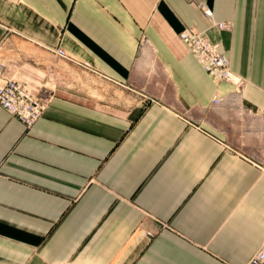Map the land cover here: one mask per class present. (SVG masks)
Returning <instances> with one entry per match:
<instances>
[{
    "label": "crops",
    "instance_id": "obj_1",
    "mask_svg": "<svg viewBox=\"0 0 264 264\" xmlns=\"http://www.w3.org/2000/svg\"><path fill=\"white\" fill-rule=\"evenodd\" d=\"M189 27L241 84L208 73ZM0 61L47 101L30 129L0 107V264H249L260 250L264 167L247 150L264 152V0H0Z\"/></svg>",
    "mask_w": 264,
    "mask_h": 264
},
{
    "label": "built area",
    "instance_id": "obj_2",
    "mask_svg": "<svg viewBox=\"0 0 264 264\" xmlns=\"http://www.w3.org/2000/svg\"><path fill=\"white\" fill-rule=\"evenodd\" d=\"M203 9L208 16H212L210 9L205 7ZM217 26L227 30L232 28V25L227 22L218 23ZM180 39L216 81L242 83V79L231 70L229 59L221 53L218 43L210 41L208 37L193 27L185 28L180 33ZM56 53L60 57H67L65 49L62 47L57 48ZM220 101L219 98H216L214 104L219 105ZM0 107L21 121L27 129H30L45 114L47 101L21 81L9 77L4 64L0 61ZM147 236L151 237L152 234L147 232ZM249 264H264V243Z\"/></svg>",
    "mask_w": 264,
    "mask_h": 264
},
{
    "label": "rangeland",
    "instance_id": "obj_3",
    "mask_svg": "<svg viewBox=\"0 0 264 264\" xmlns=\"http://www.w3.org/2000/svg\"><path fill=\"white\" fill-rule=\"evenodd\" d=\"M234 109H237V107L234 106ZM233 124V123H232ZM231 123H227V122H222L221 124H219L222 128V131L226 134L227 136V141L228 143L236 148H242V149H246L243 148L242 145V139L240 136V133L237 131L236 127L234 125H232ZM252 129L254 131H256V133L258 134V136L262 139L263 141V137H264V122H256L253 124ZM248 151H251L250 154L253 155L255 158L258 159L259 163L264 167V152L262 148L259 147H254L253 150L248 149Z\"/></svg>",
    "mask_w": 264,
    "mask_h": 264
},
{
    "label": "bare ground",
    "instance_id": "obj_4",
    "mask_svg": "<svg viewBox=\"0 0 264 264\" xmlns=\"http://www.w3.org/2000/svg\"><path fill=\"white\" fill-rule=\"evenodd\" d=\"M192 53V52H191ZM227 57V56H226Z\"/></svg>",
    "mask_w": 264,
    "mask_h": 264
}]
</instances>
